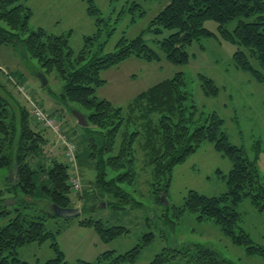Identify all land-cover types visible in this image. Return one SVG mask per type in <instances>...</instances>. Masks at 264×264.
Listing matches in <instances>:
<instances>
[{"label":"trees","instance_id":"16d2710c","mask_svg":"<svg viewBox=\"0 0 264 264\" xmlns=\"http://www.w3.org/2000/svg\"><path fill=\"white\" fill-rule=\"evenodd\" d=\"M88 1L89 12L98 15L94 0ZM133 5L139 4L134 2ZM32 16L33 10L27 0H0V46L20 45L29 56L35 54L45 69L56 71L62 77L61 100L67 105L77 103L88 109L89 112H84L88 125L85 126L86 147L83 152L87 151L96 170L98 190L112 194L115 198L112 204L119 203L121 197L126 203L134 202L132 208L141 206L144 209L145 205L131 197L122 186V183H131L129 177L134 174L137 159L135 142L139 137L143 138L144 148L149 150L150 162L154 166L153 186L157 191L170 185L175 166L197 152L205 141H213L216 149L232 161L230 172L222 174L228 189L219 196H208L190 189L183 205L174 206L177 217L180 219L184 213L191 212L196 213L201 221L213 220L235 243L244 246L248 254L264 257V245L255 243L250 234L239 227L241 215L236 209L239 202L250 198L254 206L264 212V175L259 171L258 158H249L244 147L230 141L223 129L225 119L217 111L208 114L200 111L187 89L184 71H178L139 93L126 112L111 100L99 98L97 89L106 82L101 76L102 71L131 56L148 61L162 59L159 50L147 42L144 33L131 39L123 36L115 51L103 53L107 41L102 28L105 20L97 16V32L86 35L83 47L76 51L70 44L69 35L57 34L45 27L31 28ZM251 16L254 18L248 20ZM207 19H215L221 37L237 46L233 55L236 67L248 72L253 80L264 83V0H171L153 18L149 30L156 35L162 34L163 29L171 31L168 36L158 39V46L169 61L184 65L189 61L188 46L193 42L201 41L203 37L219 39L205 26ZM235 19L237 24L230 29L229 24ZM112 31L108 30V35ZM23 35L27 36L23 38ZM97 43L99 51L94 48ZM199 79L207 95L219 94L220 88L212 77L200 73ZM8 105L9 100L0 93V114ZM19 111L22 116L20 128L15 113L13 121L7 123L0 115V131L4 133L0 136V169L4 166L16 168L19 177L13 183L9 182L7 190L15 192L22 186L25 195L32 196L41 185L48 194L45 193L50 207L54 203L74 207L69 196V164L53 159L49 169L41 164L34 166L32 160L43 154L41 143L47 142L48 138L29 126L30 114L26 107L19 106ZM16 137L18 148L14 146ZM78 151L82 152L79 145ZM112 172L116 174L112 175ZM218 172L222 173L221 170ZM39 173L47 174L46 184L38 183ZM5 191L0 190V220L11 213L6 198L2 197ZM43 218L28 219L19 212L0 227V264H31L19 258L18 248L27 243L45 241H51L57 253L48 264H66L56 233L46 227ZM80 223L94 224L105 241H111L128 230L122 224L107 225L103 219L84 218ZM151 235L145 244L154 238ZM142 247L138 244L117 257L113 256V250L106 251L98 261L81 260L79 264H100L102 259H109L111 264L134 261ZM149 264L236 263L220 258L211 247L196 244L166 247Z\"/></svg>","mask_w":264,"mask_h":264},{"label":"rangeland","instance_id":"374dc122","mask_svg":"<svg viewBox=\"0 0 264 264\" xmlns=\"http://www.w3.org/2000/svg\"><path fill=\"white\" fill-rule=\"evenodd\" d=\"M170 1L94 0L98 15L89 12L88 0H27V5L33 10L31 28L45 27L51 32L69 35L70 44L76 51L83 47L86 35L97 32V16L105 20L102 28L105 30L103 37L107 41L103 53L115 51L123 36L131 39L144 33L147 42L159 50L162 59L148 61L131 56L119 65L102 71L101 76L106 82L97 89L98 97L107 98L128 112L129 105L139 93L182 70L187 89L192 93L200 111L204 114L217 111L225 119L223 129L230 141L244 147L249 158L257 157L259 171L264 175V83L253 80L248 72L236 67L233 55L237 46L221 37L215 19H207L205 26L219 39L215 36L203 37L201 41L189 45L187 64L169 61L160 51L158 39L168 36L171 31L163 29L162 34L156 35L149 27L153 18ZM134 2L139 5L134 6ZM253 18L251 16L248 20ZM236 24L237 19L232 20L229 28H235ZM108 30H113L110 35ZM26 36L23 35V38ZM94 48L99 51L98 43ZM34 55L29 56L20 45L0 46V93L11 105L4 108L0 115L7 123L13 121L15 113L17 127L20 128L22 116L19 106L28 109L29 126L48 138L47 142L41 143L44 146L43 154L32 162L34 166L41 164L49 169L53 159L66 161L58 153L64 152L58 135L51 127L38 122L33 110L37 104L46 111L56 112L55 117L60 119L61 127L70 139L78 143L82 151L79 152L78 165L70 167L68 180L69 196L75 207L81 208L82 212L78 217L67 219L55 216L47 200L48 194L41 185H38L32 196H26L22 186L10 192L7 190L8 185L16 180L14 176L17 170L4 166L0 169V190L7 192L2 197L6 198L5 203L11 213L0 220V227L19 212L28 219L44 217L46 227L56 233V241L66 264H79L81 260L95 262L104 252L111 250L113 256L117 257L138 244L143 247L136 259L121 264H149L166 247L181 248L196 244L211 247L220 258L236 264H264L263 256L248 254L244 246L235 243L213 220L201 221L196 213L191 212L184 213L180 219L177 217L174 206L183 205L190 189L208 196H219L228 189L223 175L230 172L232 161L216 149L213 141H205L197 152L175 166L170 185L157 191L153 186L154 166L150 162L149 150L144 148L143 138L139 137L135 142L137 159L133 166L134 174L129 177L131 183H122V186L131 197L141 201L145 208H132L134 202L126 203L121 197L119 203L114 202V206L111 203L115 200L112 194L96 187V170L88 159L87 151L83 152L86 147V129L78 123L73 111L79 110L84 114L89 112L88 109L77 103L65 104L60 97L64 85L62 77L56 71L45 69ZM200 73L216 81L220 88L218 95H207L203 91ZM3 134L0 131V136ZM14 146L18 148V137ZM75 176L81 177L80 187L72 183ZM47 180V174H38L39 184H46ZM236 209L241 215L239 227L246 230L255 243L264 245V212H260L250 198L239 202ZM84 218L103 219L107 225L122 224L128 230L111 241H105L94 224L80 223ZM151 234L154 238L145 244L144 241ZM56 255L51 241L31 242L18 248L19 258L31 264H48V260ZM100 264H111V261L102 259Z\"/></svg>","mask_w":264,"mask_h":264},{"label":"built area","instance_id":"2783aa9c","mask_svg":"<svg viewBox=\"0 0 264 264\" xmlns=\"http://www.w3.org/2000/svg\"><path fill=\"white\" fill-rule=\"evenodd\" d=\"M33 114L38 122L43 123L47 127H51L53 132L56 133L59 137V140L65 146V156L67 161L72 166H76L77 162V145L74 141L68 139L66 134L63 132L61 128V124L58 119L52 115L50 112L44 111L40 105L35 104V108L33 110ZM72 183L75 187H80L81 180L78 176L72 178Z\"/></svg>","mask_w":264,"mask_h":264},{"label":"water","instance_id":"95a60500","mask_svg":"<svg viewBox=\"0 0 264 264\" xmlns=\"http://www.w3.org/2000/svg\"><path fill=\"white\" fill-rule=\"evenodd\" d=\"M73 113H74V116L76 117L79 124H81L83 126L88 125L87 117L85 114H83L79 110H74ZM14 178L16 180H18V178H19L17 171L15 172ZM166 202H167V200H166ZM51 206H52V210L54 211L55 216L66 218V219L72 218V217H78L81 215V212H82L81 208H79V207H62V206H59L58 204H55V203L52 204Z\"/></svg>","mask_w":264,"mask_h":264},{"label":"crops","instance_id":"0c3cea01","mask_svg":"<svg viewBox=\"0 0 264 264\" xmlns=\"http://www.w3.org/2000/svg\"><path fill=\"white\" fill-rule=\"evenodd\" d=\"M58 153H60V155L63 156V158H64V154H61V151H59ZM10 172H11V170H10ZM12 172H13V170H12Z\"/></svg>","mask_w":264,"mask_h":264}]
</instances>
